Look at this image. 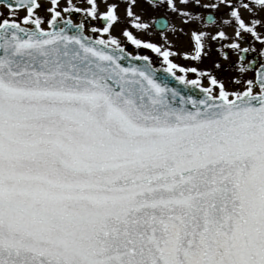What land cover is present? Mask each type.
<instances>
[{"label": "snow or ice", "instance_id": "1", "mask_svg": "<svg viewBox=\"0 0 264 264\" xmlns=\"http://www.w3.org/2000/svg\"><path fill=\"white\" fill-rule=\"evenodd\" d=\"M0 4V264H264V0Z\"/></svg>", "mask_w": 264, "mask_h": 264}, {"label": "rangeland", "instance_id": "2", "mask_svg": "<svg viewBox=\"0 0 264 264\" xmlns=\"http://www.w3.org/2000/svg\"><path fill=\"white\" fill-rule=\"evenodd\" d=\"M119 32V29H117V33ZM129 50H132L131 48V45H129ZM153 59L155 60L156 57L153 56ZM174 61L178 64H184V65H188L190 63H192L191 61H187V60H184L182 57H173ZM156 66H160V64L157 62L156 63ZM179 74V73H178Z\"/></svg>", "mask_w": 264, "mask_h": 264}, {"label": "water", "instance_id": "3", "mask_svg": "<svg viewBox=\"0 0 264 264\" xmlns=\"http://www.w3.org/2000/svg\"><path fill=\"white\" fill-rule=\"evenodd\" d=\"M126 63V61H125ZM159 68V67H158ZM161 76H164L166 75L165 73L161 72L160 73ZM170 81V83L173 85V86H176V87H180V85L178 84V82H176L173 78H171L170 76L167 77Z\"/></svg>", "mask_w": 264, "mask_h": 264}, {"label": "flooded vegetation", "instance_id": "4", "mask_svg": "<svg viewBox=\"0 0 264 264\" xmlns=\"http://www.w3.org/2000/svg\"><path fill=\"white\" fill-rule=\"evenodd\" d=\"M0 9H4L6 11V8L4 7L3 4H0ZM25 13L24 12H20V15L23 16Z\"/></svg>", "mask_w": 264, "mask_h": 264}]
</instances>
